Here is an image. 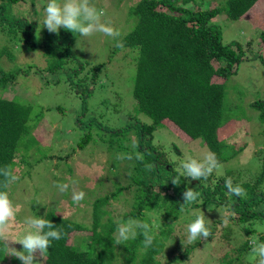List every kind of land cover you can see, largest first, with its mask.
Wrapping results in <instances>:
<instances>
[{
    "label": "rangeland",
    "instance_id": "rangeland-1",
    "mask_svg": "<svg viewBox=\"0 0 264 264\" xmlns=\"http://www.w3.org/2000/svg\"><path fill=\"white\" fill-rule=\"evenodd\" d=\"M138 1L90 0L98 9L104 10L102 20L111 22L120 31V40L134 27L136 19L130 9ZM224 2L190 0L188 7L208 9ZM47 3L48 0L36 2L37 20L34 21L37 31L32 38L42 40L49 33L43 26ZM18 6L24 8L27 4L21 2ZM160 9L164 10L163 7ZM25 14L32 17L26 11ZM211 23L220 28L224 44L238 41L245 56L236 72L224 82L225 94L221 104L224 123L217 130L218 139H223L225 149L236 148L237 153L218 164L209 176L210 182H216L222 176L232 182L251 183L264 165V122L259 119L258 110L251 105L264 99V66L258 57L262 53L259 32L264 27V0H258L255 7L237 20H230L221 12L211 19ZM57 34L62 35L60 43L56 51L50 53L44 47L25 46L19 38H11L0 31V48L6 45L12 54L9 59L3 53L0 65L6 71H18L15 81L7 86L6 91L0 89V97L16 95L18 100L31 106L28 120L31 131L23 140L32 136L36 140L32 145V157L27 158L17 151L20 155L16 160L19 159L22 165L17 161L13 166L19 180L9 186V198L18 208L9 234L11 239H19L25 234L26 218L43 217L47 211L90 226L93 201L116 191L117 187L125 189L110 199L109 206L107 204L111 217L118 220L133 210L134 187L128 185L130 178L140 173L135 170L137 159L121 160L117 157L121 153L138 151L132 148V143H138L140 138L137 125L151 123L147 115L138 112L133 96L137 49L117 47L116 41L103 33L82 36L60 28ZM67 45L70 46L69 56L65 54ZM57 61L63 65L55 69L59 65ZM88 134L92 136L90 141L78 148V141ZM152 136L151 145L163 150L164 156L172 158L177 168L190 157L202 160L212 152L201 138L190 139L168 120L157 125ZM18 149L23 151V146L20 144ZM141 154L144 157L143 152ZM59 183H69V190L61 192L55 186ZM262 190L264 182L256 193L260 194ZM73 191L85 193L78 204L72 200ZM262 202L258 206L264 213V198ZM208 206L189 208L180 213L171 224L173 232L158 257L160 264H221L224 257L225 260L231 258V264L255 262V255L251 254L246 256V262L243 256L235 259V250L247 237L264 235V218L232 224L227 218L229 212L226 207L211 212ZM201 214L205 216L211 234L189 244L187 225L191 223L190 219ZM105 216L104 220L108 215ZM151 219L157 234L162 217L154 214ZM245 228L252 229V232L245 234ZM114 237L116 239L117 230ZM4 244L22 250L19 243L5 241ZM78 244L84 247L83 243ZM114 246L117 249L114 264H127L133 260L129 259L130 243H114ZM5 251L6 257L0 264H13L12 258L15 257L8 255L7 246ZM134 264L138 263L135 261Z\"/></svg>",
    "mask_w": 264,
    "mask_h": 264
},
{
    "label": "trees",
    "instance_id": "trees-1",
    "mask_svg": "<svg viewBox=\"0 0 264 264\" xmlns=\"http://www.w3.org/2000/svg\"><path fill=\"white\" fill-rule=\"evenodd\" d=\"M257 1L225 0L222 5L201 9L188 7L190 0H140L130 9L136 22L122 41L124 46L137 49L133 96L138 112L151 119L149 124L137 125L140 137L137 149L140 153L143 152L144 157L136 160L138 165L135 170L140 173L130 178L128 185L134 187L133 210L118 220L111 217L106 206L111 204L110 199L116 198L125 189L117 187L116 191L93 201L90 226L47 211L43 218L62 229L63 236L60 240L52 241L46 255L39 257L37 254V264H114L117 256L114 232L118 223L128 218L146 221L154 240L148 248L144 247L142 235L126 241L131 246L129 259H133L127 261V264H134L135 261L138 264H160L158 257L173 232L171 224L178 219L180 213L189 208H207L209 205L211 212H214L219 207H226L229 212L227 218L232 224H244L264 218L262 208H259L264 190L260 194L256 193L264 182V165L251 183L231 180L233 187L239 185L245 189V195L237 197L230 194L226 187L229 178L221 176L211 183L210 175L207 177L209 182L204 178L195 180L184 177L180 175L181 166L175 167L172 158H166L163 150L151 145L152 133L157 125L168 120L190 139L201 138L209 150L215 153L219 163L237 153L236 148L225 149L223 139H218L217 130L224 123L221 105L225 94L224 82L236 72L245 52L238 41L224 44L220 28L212 24L211 19L224 12L228 19L237 20L255 7ZM21 2H25L27 7H19ZM36 2L37 0H0V31L11 38H19L25 46L44 47L51 53L56 51L62 35L49 32L42 40L32 38L37 31L34 21L37 20L34 8ZM25 11L32 17L27 16ZM259 44L262 53L258 57L264 66V27L259 32ZM3 53L9 59L12 58L6 45L0 48V58ZM69 53L70 46L67 45L65 54L69 56ZM61 65L62 62L55 69ZM1 66L0 89L6 91L7 86L15 81L18 71H6ZM16 98V95L0 97V167L9 166L12 170L16 162H20L16 158L21 153L27 158L32 157V145L36 144L34 136L23 140L31 131L28 122L31 106ZM251 105L258 110L259 119L264 122V99L256 100ZM91 137L90 134L82 137L77 147L82 148ZM20 144L23 151L18 149ZM17 151H20L19 155ZM20 164L22 165L21 162ZM147 165H151V169ZM174 178L178 185L172 183ZM187 188L199 193L193 203L183 201V193ZM7 191L9 192V188ZM217 195L220 197H216ZM154 214L162 217V223L158 226L160 232L157 234L151 219ZM105 215L108 216L104 220ZM190 220L192 222L195 219ZM244 232L248 235L252 229L245 228ZM254 238L264 241L263 234L247 237L236 248L235 259L239 260L243 256L246 262L248 254L254 255L250 244ZM80 242L84 247L78 244ZM5 246L0 240V263L6 257ZM232 261L231 258L225 260L224 257L221 264H231ZM12 262L21 264L16 258H12ZM252 264H256V258Z\"/></svg>",
    "mask_w": 264,
    "mask_h": 264
},
{
    "label": "clouds",
    "instance_id": "clouds-1",
    "mask_svg": "<svg viewBox=\"0 0 264 264\" xmlns=\"http://www.w3.org/2000/svg\"><path fill=\"white\" fill-rule=\"evenodd\" d=\"M45 17L43 26L50 33H58L60 28L79 33L82 36H90L93 33H103L116 41L117 47H123V41L119 39L121 33L112 26L111 22L103 21L105 16L103 9H98L90 0H48L44 9ZM139 145L137 142L132 143V148L136 149ZM118 159L133 158L142 160L143 156L139 151L135 153H121ZM218 160L215 153L209 152L202 160L189 158L181 162L180 175L190 177L195 180L201 178L207 179L209 175L218 167ZM151 169V165L146 166ZM19 180L9 166L0 167V240L19 243L22 250L6 246L9 249L8 255L13 256L21 261V264H37V254L43 257L51 247L52 241L60 240L63 236V230L57 228L49 219L42 216L28 217L24 223L27 225L25 234L19 239H11L10 232L15 223L18 208L13 205L9 198L7 189L9 186ZM73 183H75L73 181ZM174 185H178L177 180H172ZM61 192H67L70 188L69 183H59L55 185ZM226 187L230 194L237 197L245 195V189L237 185L233 187L231 179L226 181ZM199 193L192 188H187L183 193L185 203H193L197 200ZM85 197L83 191H73L72 200L79 203ZM227 219L225 223H227ZM151 228L146 221L128 218L117 225L116 244H123L130 239H136L138 235L144 237V247L152 245L154 237L150 234ZM210 229L206 226L205 216L197 215L195 220L187 225V243L191 244L198 238L206 239L210 235ZM256 258V264H264V241L254 238L250 241Z\"/></svg>",
    "mask_w": 264,
    "mask_h": 264
}]
</instances>
